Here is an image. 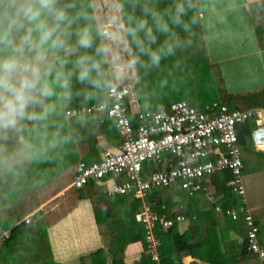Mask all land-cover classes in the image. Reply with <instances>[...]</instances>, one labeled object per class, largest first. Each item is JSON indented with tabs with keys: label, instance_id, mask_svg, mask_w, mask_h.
I'll use <instances>...</instances> for the list:
<instances>
[{
	"label": "trees",
	"instance_id": "obj_1",
	"mask_svg": "<svg viewBox=\"0 0 264 264\" xmlns=\"http://www.w3.org/2000/svg\"><path fill=\"white\" fill-rule=\"evenodd\" d=\"M118 3L128 31L131 51L139 76L136 95L143 110L153 112L168 110L171 104L180 101H189L191 104L196 105V99L201 93H204L203 96H206V98L202 101L205 102L203 108L200 109L205 111L214 103H218L219 96L222 97V105L227 106L230 111L248 110L251 105L249 107L246 105L242 107V104L243 101L247 102L251 100L257 103L255 105L264 107V95L262 97L255 96L251 100L233 97L226 92L224 86L219 88L218 81L216 82L218 91L212 90L208 93L200 91L203 89L204 83L210 81V76L202 72L206 70L203 68L204 60L202 57L204 56L197 49L202 44L193 34L194 29H197L199 24L198 22L195 23L190 32H185L182 27L171 23L169 13L174 11L177 0H118ZM60 6L65 7L68 14L75 19V23L69 29L71 33L70 43L74 44L76 41V29L85 24L91 26L96 36L95 45L92 49H79L68 57L69 62L66 65V70H72L73 62L79 55L85 52L89 55L94 54L95 46L100 45L102 42L91 0H60ZM153 13H160L169 22L172 29V32L167 34V36L156 33L157 40L152 44V48L156 49L163 46L161 60L158 64L152 63L149 56L137 48L131 35V29L141 19L147 20L149 25H153L155 23ZM194 13L197 14L196 8L191 9L184 16V20L188 21ZM173 33H178L183 43L180 47H175L173 53L170 54L164 42L166 38L172 37L169 42L175 44ZM140 35L143 36L144 33L141 32ZM193 50H196V53H193ZM104 67L106 69L105 86L102 91L92 89L91 85L79 83L74 75L72 77L71 101H57L56 111L46 119L26 121L20 137L27 140L30 147L26 149L23 155L18 156L16 162L9 167H0V199L2 201H0V235L8 232L7 238L0 242V264H27L30 261H33L35 264H56L53 260L47 236V227L51 224V220L58 216L64 217L83 199L90 198L92 200L94 196H103V188L97 185V183H91L80 190L71 189L48 204L44 210L38 212L30 223L21 222L38 209L40 205L45 204L67 189L72 184L80 163L91 164L99 161L97 146L99 145L100 137H104L110 145L117 146L120 143L115 123L111 120H104L102 115L97 114L94 118H69L66 116V111L68 110L88 107L104 98V92L111 86L107 63H105ZM85 89L90 93L87 98L83 94V90ZM176 93H181L183 96L177 100L165 101L169 99V95ZM53 99L55 100V98ZM219 103L221 104V102ZM253 127L254 124L249 122L238 128L239 145L243 149V157L247 155L246 157L249 158L250 156L248 155L254 151L250 141ZM20 137H15L8 142L10 152H14L21 147ZM243 160L244 174L247 168L245 164L247 158L246 161L244 158ZM7 168H10V170L6 171ZM217 176L205 178L203 184L205 186L208 185V182ZM232 178V175L229 174L222 183H219L217 194L223 195V201L217 200L214 207L220 206L223 210H226L233 207L239 208L242 205V199L232 195L231 189L227 186L228 181ZM26 180L32 181L33 184L35 182L37 184H35V191L41 194L44 192L47 198L39 206L28 211L22 218H16L13 223L3 220L1 218V210L2 205L3 207L5 206V211L8 210V194L11 193L14 187H22L23 182ZM15 184L17 185L15 186ZM48 184L52 185L46 186ZM165 190L168 189H164L160 193L151 196L148 202L154 204L157 208L158 204L155 202V198H158L160 203L167 204L171 218L179 211H182L183 215L187 220L191 221L194 227L199 226V218L206 213L202 212L198 205L199 202L195 200L198 195L191 198L183 191L178 193L181 199L183 198L181 201L184 207L182 208L178 203L173 201L177 194L176 191L171 194V197L164 199ZM208 193H210L209 190ZM119 197H121L120 203L125 202L126 205H130V209L134 210L132 215H126L125 220H122L123 217L119 216V214L112 215L113 211H115L114 203L111 209V204L106 206L109 207L107 212H110V217H106L105 221L100 219V213H96L99 227L102 229L104 225H108L112 231L110 234L111 253L114 255V260L111 264H125L124 253L127 246L142 242L143 240L136 221V215L139 213L142 203L136 201L134 198L126 199L127 197H131L129 195ZM94 203L96 204V202ZM219 214L227 217L224 213ZM252 216L255 226L259 230L257 235L259 244L260 228L254 218L253 212ZM117 220L120 221L119 224H115ZM240 220L246 225L244 218ZM121 223H124V225L121 226ZM114 224L119 228H113ZM179 226L175 225L169 230L159 231L158 235L162 241L161 261L159 264H183V257L189 254L196 256V253L193 251L196 245L190 243L191 234H181ZM92 258L94 264H109L110 262L109 257L103 251L93 254ZM139 264H152L147 253L143 254ZM211 264H264V259H261L258 254L249 251L246 236L245 245L239 257H230L219 251V255L212 260Z\"/></svg>",
	"mask_w": 264,
	"mask_h": 264
},
{
	"label": "built area",
	"instance_id": "obj_2",
	"mask_svg": "<svg viewBox=\"0 0 264 264\" xmlns=\"http://www.w3.org/2000/svg\"><path fill=\"white\" fill-rule=\"evenodd\" d=\"M110 12L105 7L94 10L101 42L110 45L112 50L107 62L111 86L101 101L68 110L66 116L102 115L104 120L115 123L121 144L118 152L107 151L98 162L80 163L65 192L97 183L109 197L134 196L142 203L136 221L144 250L151 263L159 264L162 248L159 231L181 225L187 219L182 211L171 218L166 203L155 198L156 208L148 199L164 189H178L194 198L207 193L205 178L230 173L233 178L228 187L232 195L242 199V205L223 210L220 206L214 207V196H210L209 202L216 212L224 213L233 221L244 218L248 249L264 259V250L258 244L259 230L246 199L243 149L238 133L241 125L253 123L252 147L264 152V108L230 111L227 106L214 103L205 111L180 101L171 104L168 110H143L136 95L139 76L120 5ZM148 165L152 169L147 170ZM32 219L33 215L25 222L30 223ZM7 236L8 232L0 235V242Z\"/></svg>",
	"mask_w": 264,
	"mask_h": 264
},
{
	"label": "crops",
	"instance_id": "obj_3",
	"mask_svg": "<svg viewBox=\"0 0 264 264\" xmlns=\"http://www.w3.org/2000/svg\"><path fill=\"white\" fill-rule=\"evenodd\" d=\"M196 12L199 25L197 29H194L193 34L202 44L197 48L204 56L202 57L203 68L206 70L202 72L210 76V83H204L200 91L205 93L212 90L218 91L217 83H219V88L224 86L226 92L233 97L249 100L255 96L262 97L264 95V0H197ZM193 53H196V50H193ZM205 98L206 96L201 94L196 99V105L188 102L197 108H203L205 102L202 101ZM218 98L217 102L222 104V97ZM245 103L243 101L242 107ZM257 107L264 108L252 105L249 109ZM120 144L121 139L120 143L114 146L107 143L104 137H100L97 146L99 161L107 151L118 152ZM253 154H260L264 158V152L254 149L248 156L252 157ZM245 164L247 165V161ZM146 169L150 170L152 166L148 165ZM229 174L218 175L211 179L206 185L211 194L207 191L195 198L199 202V204L196 202L199 208L206 213L199 218V226L194 227L189 220L179 226V232L190 233V243L196 245L193 249L196 256L189 254L183 257V264H211L212 260L219 255V251L230 257H239L243 251L247 236L245 223L242 220L234 222L217 213L209 202L210 196H214L216 201H223V195L217 194L218 187ZM170 191L172 193L176 191L173 201L183 208L181 201L183 198L181 199L178 195L181 191L178 189ZM129 196L131 197L126 199H135L134 196ZM120 199L119 196L109 197L103 191V196H94L92 200L83 199L64 217H54L47 227L54 262L56 264H94L93 254L103 251L109 257V264H111L114 260V255L111 253L112 231L108 225H104L102 229L99 227L96 213H100V219L105 221L106 217H110V212H107L109 207L106 206L111 204V209L114 203L115 211L112 215L119 214L123 217L122 220H125L126 215H132L134 210L129 208V204L127 206L125 202L120 203ZM247 201L259 225V244L264 249V194L260 199H253L252 202L247 199ZM48 202L32 214L34 215ZM119 223L118 220L115 222V224ZM115 224L113 228H119ZM123 225L124 223H121V226ZM145 253L142 242L130 244L125 250L124 262L139 264ZM110 255H113V258Z\"/></svg>",
	"mask_w": 264,
	"mask_h": 264
},
{
	"label": "clouds",
	"instance_id": "obj_4",
	"mask_svg": "<svg viewBox=\"0 0 264 264\" xmlns=\"http://www.w3.org/2000/svg\"><path fill=\"white\" fill-rule=\"evenodd\" d=\"M196 7L197 0H177L169 13L171 23L190 32L198 22L197 14L188 21L184 16ZM153 16V25L141 19L131 35L137 48L158 64L163 46L152 48L156 33L167 36L172 29L160 13ZM73 23L75 19L60 6V0H0V167H9L30 147L20 137L26 121L46 119L56 111L57 101H71L74 75L79 83L103 90L110 45H96L94 54L79 55L73 69L66 70L68 57L79 49H92L96 40L91 26L85 24L76 29V41L70 43ZM173 36L175 44L169 42L172 37L164 42L170 54L183 43L178 33ZM83 94L90 95L87 89ZM15 137H20L21 147L10 152L8 142Z\"/></svg>",
	"mask_w": 264,
	"mask_h": 264
},
{
	"label": "rangeland",
	"instance_id": "obj_5",
	"mask_svg": "<svg viewBox=\"0 0 264 264\" xmlns=\"http://www.w3.org/2000/svg\"><path fill=\"white\" fill-rule=\"evenodd\" d=\"M91 1H92V6L94 7V10H95V7L96 9H99V10L105 7V8H108L109 12H110V9H112L113 12L116 11L117 4H119L118 0H91ZM201 94H204V93H201ZM169 96H170L169 99L165 101L168 102L170 100H177V99H180L181 96L183 95L181 93H176L174 95H169ZM255 104L257 103L252 100L247 101L245 103L246 106H250V105L252 106ZM243 158L245 159V161L247 158V168H246L245 173L243 174V183L246 189V199H248L249 201L251 200L253 201V199H256V200L260 199L262 198V195L264 194V163H263L264 158L261 157L260 154H253V156L250 158L244 156ZM8 170H10V168L6 169V171ZM35 184H36L35 182L33 184L32 181L26 180L25 182H23L22 187L13 188L11 193H9L7 196L8 197V201H7L8 210L5 211V206L3 207L2 205L1 218L3 220H7L13 223V221H15L16 218H20V217L22 218V216L27 214L28 211L39 206L41 202L45 200V198H47L44 192H42L41 194L40 192L35 191V188H36ZM52 184H56V183H52ZM52 184H48L46 186H50ZM16 185L17 184H15V186ZM171 194H172L171 191L165 190L164 199L171 197L172 196ZM10 203L12 204L11 206H10ZM44 206L41 207L42 210H44L45 208ZM36 214L34 215L32 214L33 217ZM26 218H24L21 222H25ZM27 264H35V263L33 261H30Z\"/></svg>",
	"mask_w": 264,
	"mask_h": 264
},
{
	"label": "water",
	"instance_id": "obj_6",
	"mask_svg": "<svg viewBox=\"0 0 264 264\" xmlns=\"http://www.w3.org/2000/svg\"><path fill=\"white\" fill-rule=\"evenodd\" d=\"M64 194H65V192H63L61 195L55 197L53 200L49 201L44 207H46L48 204H50L51 202L55 201L57 198H59L60 196H62V195H64ZM40 210H42V209L40 208L39 211H40ZM39 211H37V212H39ZM37 212H36V213H37ZM36 213H35V214H36ZM110 257L113 258V255H110Z\"/></svg>",
	"mask_w": 264,
	"mask_h": 264
}]
</instances>
